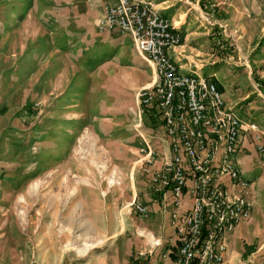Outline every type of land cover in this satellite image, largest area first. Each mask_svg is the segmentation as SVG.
<instances>
[{"label":"rangeland","instance_id":"1","mask_svg":"<svg viewBox=\"0 0 264 264\" xmlns=\"http://www.w3.org/2000/svg\"><path fill=\"white\" fill-rule=\"evenodd\" d=\"M180 3L173 21L182 20L202 74L222 71L255 98L264 90V0ZM103 15L102 0H0V264H132L173 238L170 208L153 207L165 132L140 116L154 67L126 34L100 30ZM255 105L264 113V97ZM140 132L155 142L152 163ZM262 172L227 264H264ZM134 198L148 201V217ZM246 245L254 250L244 256Z\"/></svg>","mask_w":264,"mask_h":264},{"label":"built area","instance_id":"2","mask_svg":"<svg viewBox=\"0 0 264 264\" xmlns=\"http://www.w3.org/2000/svg\"><path fill=\"white\" fill-rule=\"evenodd\" d=\"M99 28L129 35L154 67L153 85L140 94V116L156 111L171 151L164 166L154 172L152 188L162 207L170 208L179 242L176 264H227L231 237L254 207V186L239 167V147L250 133L264 160V130L227 105L216 81L180 69L172 52L178 53L182 45V29L153 2L117 0L106 6ZM140 137L145 142L141 151L152 163L153 143L143 132ZM187 193L193 204L182 212ZM132 206L140 216L150 215L148 203L134 198ZM161 245V239L153 243L154 249ZM134 264H152V257L139 252Z\"/></svg>","mask_w":264,"mask_h":264},{"label":"crops","instance_id":"3","mask_svg":"<svg viewBox=\"0 0 264 264\" xmlns=\"http://www.w3.org/2000/svg\"><path fill=\"white\" fill-rule=\"evenodd\" d=\"M142 1L153 2V4H155V6L160 10V12L164 16H167L174 21L176 19H174L175 17H173L172 15L174 14V16H175V14H177L181 8V3H180L181 0H142ZM171 1H172V3L169 4V2H171ZM116 2H117V0H102L103 14L105 13L106 6H108L110 4H114ZM174 7H176V8H174ZM181 21L182 20H177L175 23L177 24ZM179 27L182 28L181 25ZM116 32H118V31H116ZM182 32H183V35H185L183 30H182ZM127 36L130 37L129 35H127ZM185 36H186V38L183 41V44L180 47H178L179 49L177 48L178 53L172 52L173 56L177 57L180 60L179 63L181 66L180 67L181 70H184L187 73L196 72L198 74L203 75L202 70L207 66H205L203 61H201V59H199V54L195 55L194 51H198V50L195 47L190 45V41H187V35H185ZM130 39H131V37H130ZM199 53H200V51H199ZM210 78L213 79L214 81H216V83L219 85V88L223 93V96L226 100L227 105L231 108H234V110L237 112V114L244 121H253V117L256 115L259 118L261 116L260 119H262L264 121V113H262L263 111L258 110V109H260V107L255 105V102H257V100L261 101V96L264 97V92L262 90H260L259 91L260 93L256 94L255 98H254V96H252V94L256 93L255 91L244 92V89L240 86L241 82L237 83L234 80H233L232 84H230L228 81H226L227 80L226 74L222 71H221V74L214 72ZM249 97H251L252 99H249ZM256 98H258V99H256ZM243 108H246V111H244L245 109H243ZM242 109H243V111H242ZM151 141H152V139H151ZM157 142L160 144L161 148L163 147L162 150H163V154H164V156L163 155L161 156L160 161L156 163L155 168L158 170L164 166L165 162L170 157L171 151H170L169 146L165 143V141L162 137H159ZM152 143H153V141H152ZM153 145L155 146V142L153 143ZM238 153H239L238 163H239V167H240L241 171L243 172V174L246 177L248 176L249 179L254 181L253 202L255 204V202H256V196L255 195H259V191L261 190L259 186L262 183L261 178L263 176L262 169L264 168V160L260 156V154L258 153V151L256 149V145L253 142V138H252L250 133H246L243 136V139H242V142L240 144ZM157 204H158V206H156ZM192 204H193L192 198H191L190 194L187 193L185 198H184L183 207H182L181 211L182 212L183 211H189L192 207ZM153 207L155 210H158V212H160L163 209V207L161 206L160 203H154ZM162 211H164L165 213H168V210H166V209H164ZM241 224L238 226L236 231L233 233V235L231 237V242L233 240L232 239L233 237L235 238V240L237 238H239V236H240L239 235V229L241 227ZM171 227H172V225H171ZM172 230L173 231L170 234L173 235V238L170 240V242H168L166 244V246L163 247L164 249H161L160 251H158L156 253L155 257L152 259V264H176L177 255L179 252V242L177 239L176 231L173 227H172ZM170 231H171V228H170ZM235 240H234V243H236ZM99 247H101V246H99ZM103 251L104 250L102 248V251L96 250L95 252L101 253ZM163 252L165 254H163ZM136 257L134 258L132 264L135 263ZM99 261L102 264H105L106 259L101 258Z\"/></svg>","mask_w":264,"mask_h":264},{"label":"trees","instance_id":"4","mask_svg":"<svg viewBox=\"0 0 264 264\" xmlns=\"http://www.w3.org/2000/svg\"><path fill=\"white\" fill-rule=\"evenodd\" d=\"M157 115L158 114L156 113V111H152V113L146 114L144 116L148 120V123L150 124L151 127H156V128L162 129V122L159 120ZM245 248H246V252H245L244 256L248 255L249 253H251L254 250V246L246 245Z\"/></svg>","mask_w":264,"mask_h":264}]
</instances>
